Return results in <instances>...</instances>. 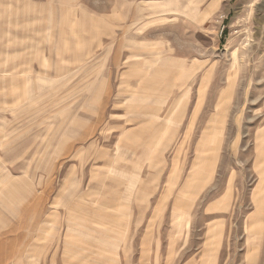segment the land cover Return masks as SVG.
Wrapping results in <instances>:
<instances>
[{
	"label": "rangeland",
	"instance_id": "1",
	"mask_svg": "<svg viewBox=\"0 0 264 264\" xmlns=\"http://www.w3.org/2000/svg\"><path fill=\"white\" fill-rule=\"evenodd\" d=\"M264 0H0V264H264Z\"/></svg>",
	"mask_w": 264,
	"mask_h": 264
},
{
	"label": "bare ground",
	"instance_id": "2",
	"mask_svg": "<svg viewBox=\"0 0 264 264\" xmlns=\"http://www.w3.org/2000/svg\"><path fill=\"white\" fill-rule=\"evenodd\" d=\"M262 140L264 141V133L262 134Z\"/></svg>",
	"mask_w": 264,
	"mask_h": 264
}]
</instances>
